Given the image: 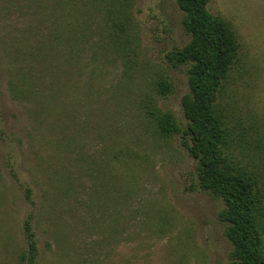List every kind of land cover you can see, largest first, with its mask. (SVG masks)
Here are the masks:
<instances>
[{
    "label": "rangeland",
    "instance_id": "374dc122",
    "mask_svg": "<svg viewBox=\"0 0 264 264\" xmlns=\"http://www.w3.org/2000/svg\"><path fill=\"white\" fill-rule=\"evenodd\" d=\"M61 2L0 0V264H30L28 219L34 264H234L222 197L152 113L186 124L188 66L166 57L190 39L176 0ZM209 9L239 41L218 106L264 234V0Z\"/></svg>",
    "mask_w": 264,
    "mask_h": 264
},
{
    "label": "trees",
    "instance_id": "16d2710c",
    "mask_svg": "<svg viewBox=\"0 0 264 264\" xmlns=\"http://www.w3.org/2000/svg\"><path fill=\"white\" fill-rule=\"evenodd\" d=\"M53 9H64L61 0H48ZM108 0L110 5L131 0ZM210 0H176L182 10V26L190 39L167 53L172 66H188V91L182 106L186 124L181 125L170 110H152L158 130L165 135L182 134V145L196 160L199 186L222 197L220 220L232 244L234 264H264V234L260 224L262 207L258 181L236 167L228 154V131L218 106L223 83L237 60L239 41L232 25L209 9ZM168 79L157 82V91L168 95ZM29 263L37 256L35 233L30 219L25 222Z\"/></svg>",
    "mask_w": 264,
    "mask_h": 264
}]
</instances>
